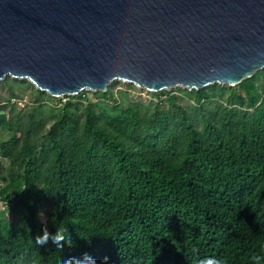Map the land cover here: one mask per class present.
I'll use <instances>...</instances> for the list:
<instances>
[{
    "label": "trees",
    "instance_id": "1",
    "mask_svg": "<svg viewBox=\"0 0 264 264\" xmlns=\"http://www.w3.org/2000/svg\"><path fill=\"white\" fill-rule=\"evenodd\" d=\"M224 88L188 89V107L160 89L165 97L144 108L81 90L64 95L48 125L38 104H11L0 114V205L10 208L0 215V264L84 253L98 264H264V89L250 76L213 101ZM60 227L73 246L35 243Z\"/></svg>",
    "mask_w": 264,
    "mask_h": 264
},
{
    "label": "water",
    "instance_id": "2",
    "mask_svg": "<svg viewBox=\"0 0 264 264\" xmlns=\"http://www.w3.org/2000/svg\"><path fill=\"white\" fill-rule=\"evenodd\" d=\"M260 68L264 0H0V77L50 95L233 85Z\"/></svg>",
    "mask_w": 264,
    "mask_h": 264
},
{
    "label": "rangeland",
    "instance_id": "3",
    "mask_svg": "<svg viewBox=\"0 0 264 264\" xmlns=\"http://www.w3.org/2000/svg\"><path fill=\"white\" fill-rule=\"evenodd\" d=\"M261 69L264 68L257 69L251 75V79L258 91H262L264 89L263 75L262 73H259ZM214 83H217L220 86H225L226 89L224 88L222 92L216 91L217 95L211 97V99L213 101L226 100L227 96L230 93L227 87H229L230 85L220 84L218 82H213L210 84H214ZM35 88L37 87L25 77L22 78L12 77L9 74H7L2 78H0V114L7 115V110L9 109L11 104H13V107L15 108L14 111L20 109H29L31 106L38 104L39 108L35 110V113L37 116L46 119V125H48V123L56 113L57 107L64 100H66V97L64 96L66 94L50 95L48 92L44 90L45 93L50 95L47 96L45 95V93L37 94L35 92ZM162 89L168 90L169 93L173 95L177 99V101L183 106L188 107L190 104H192V95L189 93L187 88L176 85L170 88H162ZM81 90H84L82 98H85V100L98 99V101L99 100L102 101L101 92L109 90L111 94L110 97L107 98L105 102L116 103L121 101V104H124V102L131 100V101H137L142 108L150 105L158 98L165 97V95L163 94L158 96L157 94L154 93L156 91L147 90L143 86H137L133 82L123 81L120 79H113L109 81L106 84V88L102 90L88 89V88H83ZM75 102H79V101H75ZM76 106L77 109L79 110L81 107V102L76 104ZM5 136H6V131L0 130V137H5ZM6 164H7V159L0 155V174H3L5 172ZM9 210H10L9 205H4V204L3 206L0 205V215L6 214L10 216ZM46 210H47L46 203L44 202L40 203V206L36 212L37 218L39 220L44 219Z\"/></svg>",
    "mask_w": 264,
    "mask_h": 264
},
{
    "label": "clouds",
    "instance_id": "4",
    "mask_svg": "<svg viewBox=\"0 0 264 264\" xmlns=\"http://www.w3.org/2000/svg\"><path fill=\"white\" fill-rule=\"evenodd\" d=\"M51 242L63 249L65 246H73V242L70 236H66L64 228L60 227L52 233L49 232L46 228L42 229V234L37 235L35 238V243L39 246H45L48 242ZM254 261H257L258 258L254 257ZM65 264H98L97 260L88 253L82 254L80 257L69 258ZM199 264H226L222 259L216 257H205L199 261Z\"/></svg>",
    "mask_w": 264,
    "mask_h": 264
},
{
    "label": "bare ground",
    "instance_id": "5",
    "mask_svg": "<svg viewBox=\"0 0 264 264\" xmlns=\"http://www.w3.org/2000/svg\"><path fill=\"white\" fill-rule=\"evenodd\" d=\"M3 77V76H2ZM1 78V77H0ZM29 80V79H28Z\"/></svg>",
    "mask_w": 264,
    "mask_h": 264
}]
</instances>
